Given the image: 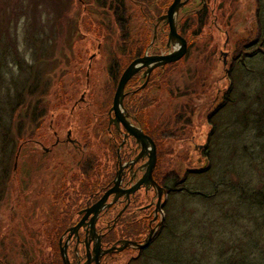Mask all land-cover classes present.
<instances>
[{"label":"rangeland","instance_id":"rangeland-1","mask_svg":"<svg viewBox=\"0 0 264 264\" xmlns=\"http://www.w3.org/2000/svg\"><path fill=\"white\" fill-rule=\"evenodd\" d=\"M133 2L0 0V119L13 121L15 128L26 123L29 133L35 128L28 119L36 105L42 107L34 113L46 104L50 111L39 117L40 130L22 144L18 159L12 160V179L0 205V260L4 264H65L53 256L49 238L54 235L56 218H72L73 205L90 201L89 195L79 193L80 164L97 161L95 176L101 179L92 182L88 194L100 195L99 189L113 178L111 172L106 173L103 160L111 139L106 113L118 87L109 70L119 65L121 75L137 53H172L177 48L169 45L168 23L160 24L158 41L151 44L156 19L171 3ZM256 5L257 0L191 1L176 17L178 32L188 45L185 58L155 68L148 79L142 71L130 80L127 92L148 83L137 95V103L139 109L145 106L142 122L147 124L141 129L158 146L155 180L202 172L190 175L186 184L213 198L198 200L186 190L167 200L165 195L163 201L169 208L165 204L163 217L167 216L170 227L159 229L157 239L142 251L144 255L140 249L116 251L103 264H264V206L253 204L250 198L244 201L240 194V186L264 190V157L257 145L262 138L256 137L260 132L254 129L239 135L234 123L264 80V62L251 60L246 48L263 30L259 21L264 24V0H260V13ZM121 6L127 10L129 32H121L117 23L115 9ZM241 56H246L243 62H239ZM233 66L235 75L242 77L237 95L243 99L242 107L211 116L216 126L225 117L222 129L215 127L217 136L211 137L214 126L209 117L227 96ZM26 92L32 93L30 97ZM250 104L255 103L251 100ZM67 138L78 140V148ZM200 144L207 148L198 152L195 147ZM67 184L69 197L63 198ZM213 184L221 188L217 194ZM168 187L172 189L171 182ZM148 192L140 189L138 193L155 199L156 191ZM68 262L72 264L71 259Z\"/></svg>","mask_w":264,"mask_h":264},{"label":"flooded vegetation","instance_id":"flooded-vegetation-1","mask_svg":"<svg viewBox=\"0 0 264 264\" xmlns=\"http://www.w3.org/2000/svg\"><path fill=\"white\" fill-rule=\"evenodd\" d=\"M167 1L171 3V6L175 2L174 0H167ZM181 1L185 2L186 0H181ZM191 1L193 0H187V3L184 6L189 4ZM133 3L138 4L136 0ZM171 6L169 5V7L165 8V10H163L164 12L162 11V14L156 19L155 30L153 32L154 40H152L151 44L155 43L153 41L156 42L158 41V36H159L158 28L161 23H167L166 20H162L161 22L159 20L161 16H164L168 13V10ZM142 10L144 9L142 8ZM178 15L180 16V11L179 14H177V18ZM176 23H177V19H176ZM205 26H206V22H205ZM177 29H178V23H177ZM183 39L185 40V38ZM173 44L176 45L177 48H174V51L172 53L180 52L182 50V45H180L179 42L175 41V43ZM187 51H188V45L185 54L187 53ZM169 53H163V54L144 53L145 55L143 56H141V53L140 54L137 53L135 57L133 55L134 59L132 60L131 63L135 62L136 60H140L145 56L148 57H151L152 55L161 56V55H167ZM185 54L183 55L184 57L181 58L179 61L185 58ZM223 54L224 56H226V53ZM130 64L128 66H130ZM163 66H161L162 69ZM164 67H166V65ZM155 70H153L152 73ZM142 71H145L144 73L146 74L147 79L151 77L152 73L149 74L148 69H146V67L143 68L141 72ZM119 79L117 83L118 85H119ZM147 84L148 83L146 81L141 87H139L138 90L135 88L132 89L130 92H127L126 89L124 91L126 92V97L123 102L125 107L124 109L128 111L129 114L126 113L125 111L123 112V110L122 113L127 114L126 120L129 121L130 125H133L134 127L140 129L142 128V125H141V120L139 118L140 116L138 114L139 107L137 103V95L140 93L142 94L143 90L147 87ZM131 103H133L132 108H130ZM113 105L109 107L105 118L107 132L108 135L111 134L110 135L111 139L110 138L108 139L106 145L107 154L106 157L103 158L105 164L104 168H106L105 171L106 173L111 172V176H113V178L111 181H108L109 183L104 185L102 189L101 188L99 189L98 192L100 193V195L98 193L88 194V192L85 193L84 195L80 194L83 195V197L89 195L90 201L87 200L85 204H82L80 200V203L78 205H73L72 213H74V215L72 216V218L69 216L68 219L56 218L55 221L58 225V229L59 228L62 229V233L58 238L59 254H55L54 257H60L61 260H63L62 250L66 249L68 260L70 261L71 259L72 264H97V261H99V264H103L105 257L111 255L110 253H106V252L127 251V249L138 250L140 248H137L132 244L126 243V240L143 244L146 241V238L147 237L149 238V236L152 234L153 236L151 240L152 242L153 240L157 239V236H159L158 234L160 233L162 228L166 226L165 221L167 220V216H165L164 218L163 214H165L164 208L167 204L163 201V197L166 195L165 200L169 199L168 196L169 190H168L167 180L160 182L159 180H155L154 178L155 177L154 173L156 170L155 167L157 166V163L159 161L157 142L154 138H152L156 146V155L158 158L156 165L154 167L153 180H155L156 183H158V185L163 190L161 199L159 197L160 192L156 188H154V186L151 184L149 185L141 184V186L135 190L136 192L135 191L134 193L130 192L133 188H135L136 185L141 183L142 177L145 175L146 171L148 170L149 154L143 156L144 154L143 147L141 146V144L138 143L136 137L127 134L125 126H123L122 122H120L118 125L115 123L116 115H115V111L113 110ZM67 135L71 137L72 132H68ZM69 138H67L68 141L71 142L73 146L78 148L79 141L71 140ZM203 146L205 145H201V144L196 145L195 150L199 152L200 150H203ZM149 150L151 151L152 149L150 148ZM92 161L96 162L95 159H92ZM143 185L146 187H144ZM118 186H120L121 190L118 188L119 190L117 189L118 191H115L113 195H111L110 198L107 200L106 204H108V206L105 207L103 211L100 213L94 227H92L93 216H90L88 219L82 222V220L85 218L86 210L90 209L91 206L99 202L107 191L111 189L113 190V188ZM140 189H142L144 192L149 191L148 193L156 191L155 199L151 197L150 200H148V195L147 197H145L138 193ZM94 198L96 199L92 200ZM66 212L69 213L68 209L66 210ZM77 226H80V229L76 230ZM160 228L161 230L159 231ZM55 235L56 233L53 236ZM114 246L115 249L111 250V248H113ZM142 251L143 250L139 251V253H141L140 255H142Z\"/></svg>","mask_w":264,"mask_h":264},{"label":"trees","instance_id":"trees-1","mask_svg":"<svg viewBox=\"0 0 264 264\" xmlns=\"http://www.w3.org/2000/svg\"><path fill=\"white\" fill-rule=\"evenodd\" d=\"M256 7L258 8L257 12L260 13V9H261L260 8V0H257ZM115 15L117 18L118 26H120L121 32H125V31L129 32V25H128L129 20L127 21L126 7L125 8H124V6H121L119 8L117 7L115 9ZM257 16H258V14H256V17ZM259 20H260V18H259ZM259 26H260V30H261V28H263L262 32L260 34L258 33L257 36H255L254 40L248 41V43L246 44V48H249V50H250V52H249L250 59L252 57H255L256 59H260L261 63H263L264 62V24L262 25V23H260V21H259ZM245 58H246V56H241L239 59V62H241V61L243 62L245 60ZM252 59H254V58H252ZM256 59H255V61H257ZM113 64L115 65L116 63H113ZM234 67L235 66H233V68L231 69V72L229 75L230 76V78H229L230 83H229V90H228L227 96L225 97V100L220 105V107H218L216 110H214L215 113L212 112L210 114V117H209L210 122L212 120L211 116H214L215 114L218 113L219 116H217V115H215V116L220 117L221 114L227 108L229 110V109H232L233 107H237V108L242 107L243 99L241 98V95L239 97H237L238 92L240 91L239 83H240L242 77H240V76L238 77V75L237 76L235 75L237 69H235L233 71ZM125 69H124V71H125ZM252 70H253V66L248 67L249 74L252 72ZM109 71H110V76L113 78V80L116 81V83H118L117 81H118L119 77L122 75V74L120 75L121 70H119V65L118 66L116 65V67H112L111 70H109ZM243 75H244V72H243ZM61 85H63V84H61ZM261 86H262V88L260 90H258V92H253L254 97L251 98L250 101L246 105L243 106L242 114L238 115L236 117V119L234 120V123H235V127L237 128V130L239 132V135H242L245 132L250 131L251 129H254V131L258 130L260 132V134L256 137L262 138L261 141H257V145L260 148V150H258V153H259V155H261V159H262L264 157V80H263V82L261 81ZM33 91L36 92L37 90L35 89ZM31 92H26L25 96H28L29 94L31 95L32 94ZM28 97H30V96H28ZM251 100L255 103L254 105L250 104ZM20 106L23 107L24 105L21 103L19 105V107ZM10 107L11 108L14 107V104H11ZM39 107L41 108L42 106H40L39 104L36 105L35 110H33L31 117L28 119L30 124H32L33 122L35 123V128L32 130L30 129L31 131L29 133L26 131V126H25L26 123H22L21 125H18L17 128H15L13 121L6 123L5 120L0 119V143H1L0 144V151H1L0 152L1 153L0 154V158H1V160H0V205L2 204V202L5 199V196L7 194V190L9 187L8 183L12 179V175L10 173L12 172V160H13V158L18 159L17 157H19V154H20L19 149L22 146V144L25 141L29 142V140L31 138H33V136L37 133V131L40 130L38 128L39 125H36L40 120L39 117L46 116L50 112L48 104H46V105H44L45 108L43 110L34 113V111H36ZM144 108L145 107L143 106L138 110V114L140 116L139 118L141 120V125H142L143 129H145V126H146L144 123L142 124V119H143L142 116H143ZM16 112L17 111L15 109L13 112V115ZM39 113H40V116H38ZM215 116H214V118H215ZM224 118L222 117L221 124L218 122L217 126L215 125L216 124L215 122L214 123L211 122V124L214 126V129H213L214 134L211 135V137L217 136V133H215V131L217 130L219 125L222 129V126L224 124L223 121L225 120ZM11 119H12V117H11ZM215 127H217V128H215ZM12 129L14 130V133H13ZM243 136H241V137H243ZM205 146L206 147L203 148V150H205L207 148V144ZM209 152H211V149H209L208 154H209ZM12 153H13V155H12ZM260 161H263V160H260ZM94 167H96L95 162H92V164L90 165L89 160H85V162L80 164V172H82L83 178L81 179V177H79V179H81V183H82V184H80L81 189L79 190V193L82 192L83 195L88 192L91 184L93 185V183L95 181H98L97 179H99V180L101 179V177L95 176L96 174H98V172L94 171V169H95ZM201 173L196 172V171H190V173L187 172V175L182 179H180V177H178L177 174H173L171 177H168L167 183L171 182V184H172V189L168 187L169 198L172 197L173 195L175 196L176 193L177 194L180 193V191L186 190L187 194L190 197L198 198V200L202 199V200L211 201V198H213V194H209L208 192H206L204 190L201 191V190H195L192 188L190 189L188 187V185L186 184V182H188L187 178L190 177V175H199ZM94 176H95V178L92 179ZM76 182L78 183L79 181H76ZM67 186L64 185V191H65V194L67 196H62L63 198L69 197V195H68L69 194V191H68L69 185L67 184ZM84 187H85V189H84ZM240 187H241L240 188L241 189L240 194H241V197L243 198L244 201L250 198L249 201L252 202L253 204L264 206V190L249 191L247 189V187L246 188L243 186H240ZM212 189H214V191H213L214 194H217L221 190V188H217L215 184H213ZM57 196H59V194H57ZM60 197H61V195H60ZM167 208H169V205H167ZM165 224H166V226L164 228L170 227L169 224H167V223H165ZM164 228H162V229H164ZM51 233H53V234L56 233L54 238L51 235V238H49V239L52 242L55 254H59V251H58V241L59 240H58V238H59L60 234L62 233V229H60V228L58 229V225H57L53 228V231ZM144 253L145 252H143L142 255H144ZM239 262H243V260H241ZM45 263L46 262H43V263L40 262V264H45ZM0 264H4V263L0 260ZM34 264H39V263L34 262ZM56 264H58V262H56Z\"/></svg>","mask_w":264,"mask_h":264},{"label":"water","instance_id":"water-1","mask_svg":"<svg viewBox=\"0 0 264 264\" xmlns=\"http://www.w3.org/2000/svg\"><path fill=\"white\" fill-rule=\"evenodd\" d=\"M174 1L175 2L172 4V6L168 10V13L164 16H161L159 21L161 22L162 20H166V22L170 26L169 45L177 41L180 43V45H182V50L180 52L169 53L167 55H161V56L160 55H152L151 57L145 56L141 58L140 60H136L135 62L131 63L130 66H128L125 69L124 73L119 79V85L116 89V92H115L116 94L113 100V104H114L113 110L115 111V115H116L115 123L118 125L120 122H122L123 126H125L127 134H130V136L136 137L138 143L141 144V146L143 147V150H144L143 156L149 154L148 170L146 171L147 173L144 176V178L141 180V183L136 185L135 188H133L130 192L134 193V191L138 189L141 186V184H145V185L151 184L154 186V188H156L160 192L159 193L160 199L162 198L163 190L158 185V183H156V181L153 180L154 167L158 159L156 155V146L153 140L151 139V137L148 136L145 132H143L142 129L134 127L133 125H130L129 121L126 120L127 114H123L122 110L123 112L124 111L126 112V110L124 109L125 107L123 103L126 97V92L124 91L127 85L129 84L130 80L135 75L140 73L143 68L146 67V69H148V73L150 74L155 68L161 67L166 64L174 63L184 57L183 55L185 54L187 45H186L185 40L180 36V34H178L176 17H177V14H179L180 9H182L183 6L187 3V0L185 2H182L181 0H174ZM204 147L206 146H203V148ZM150 148L152 149L151 151L149 150ZM117 189L118 188L115 187L113 188L112 191L107 192V194H105L99 202L95 203L93 206H91L90 209L86 210L84 220L88 219L90 216L93 215L92 227H94L97 221V218L99 217L103 209L108 206L106 204L108 198L110 197L111 194H113V192L118 191ZM84 220H82V222ZM78 229H80V226L76 227V230ZM152 238L153 236L151 234L149 238L143 244H139L138 242L135 243L131 241H126V243L132 244L133 246L140 248V250H144V249L149 248ZM109 253H114V252H109ZM62 254H63L62 256H63V260L65 264H69L67 260L66 252L64 250H62Z\"/></svg>","mask_w":264,"mask_h":264}]
</instances>
